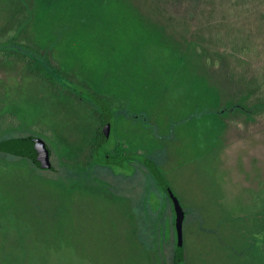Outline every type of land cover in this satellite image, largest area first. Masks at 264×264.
Returning a JSON list of instances; mask_svg holds the SVG:
<instances>
[{
	"label": "rangeland",
	"instance_id": "rangeland-1",
	"mask_svg": "<svg viewBox=\"0 0 264 264\" xmlns=\"http://www.w3.org/2000/svg\"><path fill=\"white\" fill-rule=\"evenodd\" d=\"M18 39L60 86L0 60V121L20 127L0 141L40 136L54 170L0 153V264H174V208L147 170L87 164L103 130L95 158L123 144L178 198L183 264H264V113L230 109L238 75H264V0H0V49Z\"/></svg>",
	"mask_w": 264,
	"mask_h": 264
},
{
	"label": "trees",
	"instance_id": "trees-1",
	"mask_svg": "<svg viewBox=\"0 0 264 264\" xmlns=\"http://www.w3.org/2000/svg\"><path fill=\"white\" fill-rule=\"evenodd\" d=\"M19 27H21V25ZM16 32H19V34H14L15 36H19V38L24 37L22 30H18ZM196 47H197L196 49L197 52L200 53V49L198 48L201 47V44L199 43V47L198 46ZM203 50H204V53L206 54L205 48H203ZM245 51L249 52L248 49L242 48L240 50V53L245 56L247 54V52ZM222 57L227 58V59L232 57L237 60L238 66H242L246 68V66L248 65V68H247L248 72L253 71L252 64L246 61L245 59L243 60V57H240V56L236 57V55L234 54V50L233 51L229 50V53L228 51L224 54L222 53ZM0 60H3V61L6 60L5 62L14 61V62L19 63L20 65L26 68V72L29 75H35L41 78L49 85V87L54 92L58 91V88L60 85L54 76L56 75L59 76L60 72L56 70L54 67H52V65L48 61V58L37 49V46L28 45L24 41H20L19 39L18 41H15V43H11V42L6 43L5 47L0 49ZM205 62L207 64L212 63L213 65H216L215 61L211 59L210 56H207V55L205 58ZM249 73H252V72H249ZM238 76H239V80L237 81L239 83V87H241L240 89L243 88L244 94L238 99L237 104H235V102L230 104L231 105L230 109L234 108L236 110H240L249 116L259 114V113H264V75H261L260 77H258L259 75H256L255 78L253 76L248 77L246 74H239ZM254 84L257 90L254 89L253 87ZM18 128L20 127L13 126L12 128L11 123H7L6 121L4 122L0 121V138L9 132L16 131ZM105 137H106V130L105 131L103 130L102 132L97 133L96 138L94 139V143L92 145L90 159L87 161L88 162L87 164L90 167L99 166L101 168L107 169L111 172L113 176L115 177L122 176L123 178L135 177V175H137L138 172L145 174L144 171L147 170L148 172L147 174L150 178L149 181L151 183L152 182L155 183V186L159 188V190L163 193L164 198H166V200L173 205L171 199L162 190L157 179L155 178L154 174L149 168V163L156 166V164L154 163L152 159L146 157L143 159V161L131 160L129 157H127L130 154H125L126 152L123 148L124 147L123 144H118L116 146V149L113 150V152L106 153V156H108L107 159L102 160V159L95 158V157H98L99 155L98 150L103 145ZM25 139H31L32 141L38 142L41 145L42 149L39 151L37 155H35L34 153L27 154L24 152H20L18 148H16L15 146L16 141L25 140ZM3 143H8L9 145L7 147H2L1 145ZM0 153H6V154L13 155V156H19V157L26 158L32 163V165H34L39 170H50V171L54 170L53 166L51 165V156L53 154V146H51L48 142H45L43 138H41L40 136L34 133L26 135V136L12 137V138L1 140L0 141ZM111 163L112 164L114 163L117 166H121L124 163H127V164L129 163L132 165L133 171L130 175L117 173L112 168H110L109 165ZM153 193L154 191L149 189V191L147 190V192L144 194V200L142 203V205H144V208L152 207L153 210H157V208L161 207V205H158V207L157 206L153 207L152 200H150L152 196L155 197V194ZM170 207L171 206L169 205V208ZM170 210H171L172 218H173L172 226H173V229L176 230V234L178 236V243H177L175 253H174L175 255L174 264H183V256H184L183 235H182L183 234V231H182L183 223H182L181 229H178L177 224H176V213L173 209L170 208ZM167 222L169 223V221L165 219L164 221L165 229H166ZM183 222H184V217H183ZM169 230H170V227L167 231Z\"/></svg>",
	"mask_w": 264,
	"mask_h": 264
},
{
	"label": "water",
	"instance_id": "water-1",
	"mask_svg": "<svg viewBox=\"0 0 264 264\" xmlns=\"http://www.w3.org/2000/svg\"><path fill=\"white\" fill-rule=\"evenodd\" d=\"M8 145H9L8 143H3L1 146L7 147ZM15 146L18 147V150L20 152H24L27 154L34 153L35 155H37L39 151L42 149L41 145L38 142L32 141L31 139L17 140L15 143ZM149 168L154 174L155 178L157 179L162 190L171 199L173 206H174V211L176 213V224H177L178 229H181V226L183 223L184 211H183V208L178 198L175 196L170 186L168 185L167 181L165 180L164 176L157 169V167L149 163Z\"/></svg>",
	"mask_w": 264,
	"mask_h": 264
}]
</instances>
